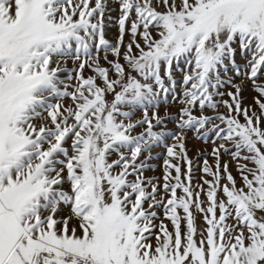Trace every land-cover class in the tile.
<instances>
[{"label":"snow or ice","instance_id":"obj_1","mask_svg":"<svg viewBox=\"0 0 264 264\" xmlns=\"http://www.w3.org/2000/svg\"><path fill=\"white\" fill-rule=\"evenodd\" d=\"M0 264H264V0H0Z\"/></svg>","mask_w":264,"mask_h":264}]
</instances>
